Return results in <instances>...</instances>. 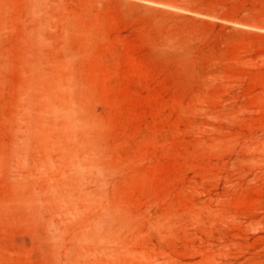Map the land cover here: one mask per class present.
Returning a JSON list of instances; mask_svg holds the SVG:
<instances>
[{
    "label": "rangeland",
    "instance_id": "374dc122",
    "mask_svg": "<svg viewBox=\"0 0 264 264\" xmlns=\"http://www.w3.org/2000/svg\"><path fill=\"white\" fill-rule=\"evenodd\" d=\"M0 264H264V0H0Z\"/></svg>",
    "mask_w": 264,
    "mask_h": 264
}]
</instances>
